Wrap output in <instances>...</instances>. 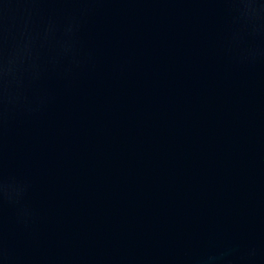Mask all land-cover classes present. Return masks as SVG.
<instances>
[{
    "label": "water",
    "instance_id": "95a60500",
    "mask_svg": "<svg viewBox=\"0 0 264 264\" xmlns=\"http://www.w3.org/2000/svg\"><path fill=\"white\" fill-rule=\"evenodd\" d=\"M0 264H264V0H0Z\"/></svg>",
    "mask_w": 264,
    "mask_h": 264
}]
</instances>
